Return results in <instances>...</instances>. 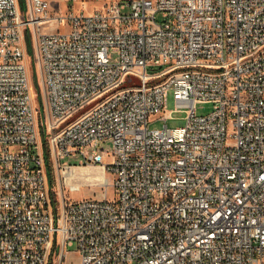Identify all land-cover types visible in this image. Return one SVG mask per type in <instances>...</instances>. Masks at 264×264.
<instances>
[{
	"label": "built area",
	"instance_id": "built-area-1",
	"mask_svg": "<svg viewBox=\"0 0 264 264\" xmlns=\"http://www.w3.org/2000/svg\"><path fill=\"white\" fill-rule=\"evenodd\" d=\"M65 6L0 0V264H62L73 245L78 264H264V0ZM169 93L184 126L150 128ZM64 156L111 194L67 196Z\"/></svg>",
	"mask_w": 264,
	"mask_h": 264
},
{
	"label": "rangeland",
	"instance_id": "rangeland-1",
	"mask_svg": "<svg viewBox=\"0 0 264 264\" xmlns=\"http://www.w3.org/2000/svg\"><path fill=\"white\" fill-rule=\"evenodd\" d=\"M51 1H58V2L60 1V5L59 3H56L57 7L67 4L68 11L83 10L84 12H89V11H92L93 9L101 8L103 4H105L109 0H75L74 2H71V1L65 2V0H51ZM19 4H20L21 9L25 8V0H19ZM53 5H55V3H53ZM61 8L63 9L64 7H61ZM59 12L65 13V9ZM123 13H127V10L123 11ZM62 29H64V26H62ZM47 30H51L50 27ZM31 57H32V49H31L29 42H27V45L24 50L23 60L25 64L29 67V77H30L31 88L33 89L34 93H36L35 77H34L32 67L30 64ZM169 66H170L169 63H163L158 66H154L153 68L156 69V71H159V70H164L168 68ZM139 83H140V80L138 79V77L134 75H130L127 77L126 82H124L122 86L126 87V86L138 85ZM98 101L99 100L91 102L90 104L86 105L84 108L78 110L77 112H75L74 114L70 116L68 121L75 119L80 113L90 108L92 105H94ZM34 102H35V105H38L40 100L35 99ZM211 109H212V104L210 103H199L196 105V111L198 113H206V112H209ZM160 115L162 118L151 121V123L149 124L150 128L159 129L163 126L164 123H166L169 128L182 127L185 124V115H186L185 109L176 106V103L172 99L170 93L166 96L164 110ZM164 117H166L165 121L163 119ZM94 146L98 148L99 152L102 154L104 163H107L109 159L108 154L111 150L110 141L109 140L99 141ZM83 149L85 152L89 151V148H83ZM61 161L66 162V163H75L74 166L78 168L75 170V173H74V175H76V178H74V181L77 185H79V189L74 192H67L66 194L71 199H81L87 196L100 197L102 196L105 190L107 191L108 195L111 194L110 187L106 189V186L104 185L110 182V178H111L110 175L107 172H105V175L107 178L105 183L101 182L100 177H97L103 171L101 167L96 166V165H87V166L77 165L76 162H78V157H74V156H64L61 158ZM88 176L91 178H89ZM75 249H76L75 245L68 246L66 248V255L64 257L62 264H75L76 260L78 262V255Z\"/></svg>",
	"mask_w": 264,
	"mask_h": 264
},
{
	"label": "bare ground",
	"instance_id": "bare-ground-1",
	"mask_svg": "<svg viewBox=\"0 0 264 264\" xmlns=\"http://www.w3.org/2000/svg\"><path fill=\"white\" fill-rule=\"evenodd\" d=\"M76 169H78L77 167H71V168H69V169H67V174H69V173H75V170ZM100 172H101V170H100ZM87 175V174H86ZM90 175V174H89ZM96 175H98V174H96ZM91 176V175H90ZM89 177V176H88ZM97 177H100V180L102 181V182H104L105 183V181L107 180V178H106V175H105V172H103L102 171V173H100V175L99 176H97ZM89 178H91V177H89Z\"/></svg>",
	"mask_w": 264,
	"mask_h": 264
},
{
	"label": "crops",
	"instance_id": "crops-1",
	"mask_svg": "<svg viewBox=\"0 0 264 264\" xmlns=\"http://www.w3.org/2000/svg\"><path fill=\"white\" fill-rule=\"evenodd\" d=\"M53 3H55V5H53ZM56 3H59V5H60V1L59 2L58 1H51V4H52L54 10L61 11V10L65 9V11H66V6H64L65 4L57 7ZM61 7H64V8L62 9ZM75 264H78L77 260H76Z\"/></svg>",
	"mask_w": 264,
	"mask_h": 264
}]
</instances>
